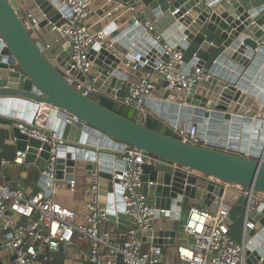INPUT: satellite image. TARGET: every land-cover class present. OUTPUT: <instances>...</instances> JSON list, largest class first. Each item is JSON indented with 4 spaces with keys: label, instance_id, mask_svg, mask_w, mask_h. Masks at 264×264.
Listing matches in <instances>:
<instances>
[{
    "label": "water",
    "instance_id": "1",
    "mask_svg": "<svg viewBox=\"0 0 264 264\" xmlns=\"http://www.w3.org/2000/svg\"><path fill=\"white\" fill-rule=\"evenodd\" d=\"M61 1L0 0V137L12 135L16 151L25 152L23 165L37 168L38 183L49 195L52 180L42 174L49 146L22 134L12 119L56 133L64 143L56 147L54 180L68 188L74 180L73 192L83 198L95 171L99 208L123 232L128 228L122 224L132 220L123 213L118 157L134 148L153 158L142 164L148 203L173 211L177 222L171 232L157 227L143 235L155 244H173L182 215L196 200L213 212L222 203L241 217L246 264H264V0H118L142 12L138 25L131 28L129 19L119 30L116 47L131 49L129 55L141 50L150 70L157 56L164 58L152 36L172 24L182 36L177 48L184 53L191 43L196 46L187 68L200 66L210 74L186 92L166 90L148 98L142 112L122 103L132 84L123 58L112 50L93 49L86 76L71 70L83 82L80 88L66 80L63 70L73 51L57 30L64 22L61 13L68 14ZM172 125L196 126L200 144L182 142ZM206 176L250 189L263 200L224 191ZM5 240L0 232V252L8 251Z\"/></svg>",
    "mask_w": 264,
    "mask_h": 264
},
{
    "label": "built area",
    "instance_id": "2",
    "mask_svg": "<svg viewBox=\"0 0 264 264\" xmlns=\"http://www.w3.org/2000/svg\"><path fill=\"white\" fill-rule=\"evenodd\" d=\"M93 0H62L60 6L68 8V14L61 13L64 22L57 27L63 37H68L72 48L70 67L64 69V75L69 83L76 82L80 88L83 82L72 75L71 70L88 75L92 61L90 53L93 49H115L116 36L122 26H126L129 19L134 21L131 28L139 24L138 7L124 4L118 0H103L99 11L100 18L109 20L99 29H93L87 23L88 18L97 13L92 6ZM118 21V23H117ZM34 23V22H33ZM117 23L115 28L107 30L111 24ZM35 24V23H34ZM28 28L33 24L26 22ZM146 31L152 29L148 22L144 24ZM153 40L160 43L162 56H157V62L150 69L144 68L150 62L142 52L129 55L123 59L131 71L140 67L144 71L138 81L133 83L122 103L138 112L145 111V102L152 98L158 83L163 85L164 91L186 92L193 85L203 83L210 78V74L203 67L193 65L187 68L183 52L176 45L165 41L161 34H153ZM85 80L84 82H86ZM89 89L83 91L87 94ZM22 134L33 137L49 146V159L42 174L52 182H48L49 195L44 190H37L27 194L21 187H13L7 182H0V232L7 237L6 246L12 251L10 264H31L35 258L41 257V264H48L52 260L51 253L59 249L60 244L68 245L78 234L88 245V264H157L162 250L159 245L145 248L138 237V233L153 229L154 217L157 212L164 213V209L157 210L148 203L142 191V164L151 163L152 157L140 151L129 148L119 154L123 162L118 184L121 188L123 213L130 218L135 227L120 236L118 241L111 239L108 231H102L100 226L106 220V213L99 208L98 181L96 172H92L90 185L85 189L87 197L85 214L79 219L77 213L54 199L57 191L54 173L56 166V147L64 141L57 138L56 133L40 127L36 122H13ZM171 130L184 143L200 144L197 128L172 125ZM25 152L17 151L12 163L23 165ZM2 163H7L2 160ZM187 172H190L186 169ZM209 182L218 184L225 190H232L251 197L252 200H263L261 196L252 195L250 189L210 176L205 177ZM75 181H69L73 190ZM231 209L220 203L215 212L200 204H192L187 209L186 219L181 225L184 235L191 236L189 244L177 247V255L182 264H246L245 251L247 240L243 233L240 240L230 234L228 216ZM23 220V221H22Z\"/></svg>",
    "mask_w": 264,
    "mask_h": 264
},
{
    "label": "crops",
    "instance_id": "3",
    "mask_svg": "<svg viewBox=\"0 0 264 264\" xmlns=\"http://www.w3.org/2000/svg\"><path fill=\"white\" fill-rule=\"evenodd\" d=\"M103 0H93L92 6L95 10H97L96 14L91 15L87 23L92 25L93 29H99L104 24H107L109 20L100 19L102 17V12L99 11V7L102 5ZM139 12L141 11V8L138 7ZM163 39L165 41H168L170 44L178 46L182 42V36L179 34V31L176 30L174 25H169L168 28L163 30V34H161ZM196 50V46L191 43L187 49L183 53V59L184 62L188 63L192 57L194 56ZM115 53L120 55L123 59L125 58V54L127 51L123 49L122 46L115 47L113 49ZM140 52H142L140 50ZM123 62H125L123 60ZM210 63L206 64V67H209ZM123 67L125 71L129 75V82L131 84L136 83L140 76L142 75L144 68L140 67L136 71H131L126 65L123 63ZM260 90H263V88H260ZM164 92L163 85L161 83H158L153 91L152 98H159L162 93ZM177 94L182 92H175ZM14 122H25L23 120L19 119H12ZM6 140L5 143L9 146V148L6 150V153L8 155V160L6 159L7 163H2V160L0 162V182H7L11 184L13 187H21L24 189V191L27 194H32L37 190H42L39 183V171L37 168H35L33 165H23L21 168H18L16 164H13L11 161L15 155L16 148L14 144V140L11 134L6 133ZM85 165V163H83ZM25 169H24V168ZM56 188L57 191L54 195V199L70 208H72L76 213L77 217L79 219L83 218V215L85 214V203L87 200V197L83 193V198L80 197L81 194H77L73 192V190H70L67 186V183L65 181H56ZM204 205L201 200H196L194 204H200ZM205 206V205H204ZM207 207V206H205ZM187 212V211H186ZM184 213L182 215V219L179 223L177 235L175 237L173 244H155L153 243V237L143 235L141 232L138 233L139 239L144 244L145 248H148L152 245H159L162 250V254L160 257V260L157 264H182L178 258L177 255V247L180 245L189 244L191 242L192 237L186 236L183 234L181 230V225L186 219V214ZM241 217H238L232 210L229 212L228 216V223L230 226V232L232 236L235 239L240 240L243 235L242 227L239 225ZM23 221V220H22ZM124 228H130L135 227V224L132 221L125 220V222L122 224ZM161 227L165 229L167 232H171L173 229H176L177 222L173 216V211L171 214V211L164 210V213H156V216L154 217V224L153 229ZM102 231H108L111 234V239L113 241H118L120 239V236L124 235L126 232H123L119 230L116 226L112 224L110 220L106 218L100 226ZM167 238V237H166ZM169 239V238H167ZM52 260L48 264H88V245L85 240H82L81 237L76 234L72 240V242L66 247L63 248V250H57L53 253ZM0 259L2 261V264H10V261L12 259V254L9 252V250H3L0 252ZM41 257L38 256L34 259V261L31 264H41Z\"/></svg>",
    "mask_w": 264,
    "mask_h": 264
},
{
    "label": "trees",
    "instance_id": "4",
    "mask_svg": "<svg viewBox=\"0 0 264 264\" xmlns=\"http://www.w3.org/2000/svg\"><path fill=\"white\" fill-rule=\"evenodd\" d=\"M6 136L4 135L3 137H0V162L1 160H8V155L6 153V150L9 148V146L5 143ZM8 157V158H7ZM239 225L241 226V219L239 221ZM231 234V232H230ZM232 235V234H231Z\"/></svg>",
    "mask_w": 264,
    "mask_h": 264
}]
</instances>
